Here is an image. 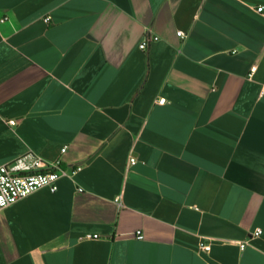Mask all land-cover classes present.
I'll return each mask as SVG.
<instances>
[{"label":"crops","instance_id":"1","mask_svg":"<svg viewBox=\"0 0 264 264\" xmlns=\"http://www.w3.org/2000/svg\"><path fill=\"white\" fill-rule=\"evenodd\" d=\"M0 117V163L83 166L0 264H264V0H0Z\"/></svg>","mask_w":264,"mask_h":264},{"label":"built area","instance_id":"2","mask_svg":"<svg viewBox=\"0 0 264 264\" xmlns=\"http://www.w3.org/2000/svg\"><path fill=\"white\" fill-rule=\"evenodd\" d=\"M262 6L257 10L261 11ZM6 17L2 19L4 21ZM51 19L50 15L44 17V21L49 23ZM177 34L181 37H185L186 33L183 30H178ZM157 40L158 36L144 37L139 43L141 49H146L151 40ZM256 69V65L251 67V73ZM165 98H160L159 102L164 103ZM1 118V117H0ZM7 123L14 126L17 124L16 118H3ZM67 148V145L62 147V152ZM27 156H31L30 162H26ZM19 157L8 163H0V210L11 205L21 198H24L34 191L42 188L49 187L52 191H56L58 188L57 181L62 177H69L71 179L82 169V164H76L74 166H63L61 159L54 161H48L38 155H27ZM138 161L135 155H130L128 159V167L135 164ZM81 190V189H80ZM262 233L261 227H256L251 237L259 236ZM137 238L142 239L143 234L141 231H137ZM98 234H85L83 238H97ZM246 242V241H245ZM245 243H241L240 246L244 247ZM199 248L203 251H210L211 243L202 239L199 243Z\"/></svg>","mask_w":264,"mask_h":264}]
</instances>
